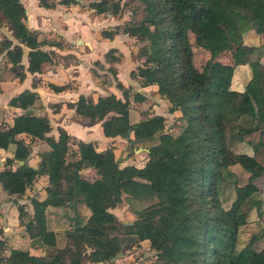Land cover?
Wrapping results in <instances>:
<instances>
[{
	"label": "trees",
	"instance_id": "1",
	"mask_svg": "<svg viewBox=\"0 0 264 264\" xmlns=\"http://www.w3.org/2000/svg\"><path fill=\"white\" fill-rule=\"evenodd\" d=\"M91 6L96 12L126 15L118 29L136 40V55L142 59L130 76L141 86L155 84L156 92L169 103L168 111L176 112L177 130H164L159 114L129 122L128 88L118 81L122 99L93 102L78 95L67 105L80 118L99 121L103 136L125 138L129 130L126 141L147 142V158L141 166L118 165L111 146L96 150L92 142L75 140L61 127L56 138L48 135L50 126L43 115L21 111L10 124H1L0 148L13 144V150L2 160L0 188L20 197L39 175L46 182L44 197L29 199L30 212L24 211L23 203L16 204L17 225L38 240L39 252L9 247L5 255L0 240V264L109 261L141 240H147L161 264H264V228L241 247L235 244L241 206L256 191L254 181L264 172V64L245 56L255 47L233 46L227 35L242 22L264 33V0H98ZM0 22L7 24L16 40L12 45L7 38L0 40L9 63L1 68L0 80L17 76L21 44L29 47L26 70L38 72L40 64L50 60V52L37 47L23 23L18 0H0ZM188 31L201 49L210 50L211 38L217 35L233 46L250 67L242 91L229 88V64L208 58L198 70L194 68ZM49 87L59 91L66 85ZM130 97L142 98L139 92ZM35 99V92L23 89L14 101L24 110ZM32 139L43 140L48 147L34 167L27 163ZM236 142H244L250 153L235 152ZM69 144L74 145L71 158ZM235 164L246 175L241 184L228 169ZM83 169L90 173L83 175ZM224 181L232 185L226 207L219 188ZM122 194L153 201L133 211L131 223H123L109 210V203L119 202ZM78 203L88 209L82 221L77 219L61 236L46 227V206ZM259 236L263 242L255 249ZM59 237L62 243L57 246Z\"/></svg>",
	"mask_w": 264,
	"mask_h": 264
},
{
	"label": "crops",
	"instance_id": "2",
	"mask_svg": "<svg viewBox=\"0 0 264 264\" xmlns=\"http://www.w3.org/2000/svg\"><path fill=\"white\" fill-rule=\"evenodd\" d=\"M97 1L18 0L23 23L27 30L35 36L37 47L50 52V60L42 62L38 72L29 73L26 70V53L29 47L20 45L22 53L19 64L15 68L17 76L8 81L0 80V125L10 124L12 117L21 111L43 115L49 122L48 135L56 138L57 127H61L75 140L92 142L96 150L111 146L115 160L119 162V165L132 163L137 166L133 163V159L136 160L140 153L146 154L145 150L139 149L140 152L136 153L134 151L136 149L132 148L133 151L128 152L125 138L117 135L113 137L103 136L99 121L91 122L87 118H80L75 115L73 108L67 105V102H72L78 95L87 97L93 102L122 99L121 90L115 83L118 81L124 88H128L127 112L129 122H136L146 116L159 114L164 118V130L172 133L177 130L174 123L176 112L168 111L169 103L156 92L155 84L141 86L136 79L130 76L131 70L140 65L142 59L136 55V40L118 29L119 23L126 18V15L123 14L118 17V15L110 14L108 11L96 12L91 5ZM227 35L232 45L239 43L256 47V50L262 54L257 61L264 64V33H256L249 23L242 22L235 29L230 30ZM3 38L11 40V45L16 43L7 24L0 22V40ZM211 44L210 50L216 53L214 58L221 63L232 66L229 88L242 91L250 77L249 64L243 62L240 54L235 53L233 55L230 50H227L229 47L222 35L212 37ZM4 52L5 48L0 49V70L2 67L9 66L5 60ZM255 59L250 58V60ZM49 84L66 85V87L54 91L49 87ZM23 89L35 92L36 99L31 106L21 110L15 105L14 98ZM133 92H139L142 98L132 99L130 95ZM19 137L24 138L25 141L29 140L23 135H19ZM47 149L48 147L43 140H30V153L27 163L34 167L39 156ZM232 149L235 152L250 153L249 146L244 142H236ZM12 150L13 144H9L5 149L0 148V169L3 158L5 156L11 157ZM234 166L236 164L232 165V167ZM259 177H257L258 181L262 178L261 182H263L264 187V172ZM45 182L44 175H39L36 181L32 182L31 187L35 188V190L31 189L33 197L37 199L44 197ZM26 195L25 193L22 194V199L8 195L0 188V239L3 236H8L7 246L29 248L31 252L38 253L37 246L39 244L35 245L32 243L34 242L33 239L29 238L23 231L18 232L17 230L21 228L17 225L16 204L24 203V208L28 212L27 208L31 196L24 198ZM78 208L77 204L74 207L71 205L62 207L48 205L44 211L45 219L47 221L49 212L56 222L60 218L61 220L64 219V216L61 217V213H68L70 214L68 216L73 215L80 218L75 211ZM69 209H71V213ZM48 228L56 231L60 227L49 226ZM65 228L67 227L65 226ZM142 244H146V248H149L147 240H141L124 248L120 256L112 261L113 264H143L133 259L136 256L143 258L145 255V251L140 252ZM32 246H36V248ZM4 254H8V249L4 250ZM129 257L130 260H128ZM88 264H110V261Z\"/></svg>",
	"mask_w": 264,
	"mask_h": 264
},
{
	"label": "rangeland",
	"instance_id": "3",
	"mask_svg": "<svg viewBox=\"0 0 264 264\" xmlns=\"http://www.w3.org/2000/svg\"><path fill=\"white\" fill-rule=\"evenodd\" d=\"M187 34H188L189 47H190L191 53H192V64H193L194 68L198 70L201 67V65L204 63L205 60H207L208 58H214L216 53H213L211 50L201 49L200 47L195 45V43L193 41L192 34L189 31L187 32ZM233 46L229 47L227 50H230L231 54L234 55L235 52L233 50ZM261 55H262L261 52H258L256 50V47L253 50L248 51L247 54H245V56H247L249 59L250 58H256L255 60H258ZM231 62H232V60H231ZM137 144H139L140 147H146L147 142H142V143L132 142L129 145H126L127 146L126 149L129 150L128 152H132L133 151L132 148L136 149ZM73 149H74L73 145L69 144L68 155H67L69 158L73 157V155H74ZM134 151L136 153L140 152L139 150H134ZM145 151L147 152L148 148ZM145 158H147V155L144 153H140L139 157L136 160L133 159V163L137 164V166H138L141 163H143ZM116 162L119 165V162L118 161H116ZM126 162H129V161L126 160ZM125 164H128V163H125ZM229 167L230 168H228V169H230L233 172L232 177L233 178L235 177L237 184H241L246 180V175H245L243 169H241L238 165H236L234 167H232V166H229ZM81 173L83 175L87 176L90 172L88 171V169H83V170H81ZM258 178H260V177H258ZM258 178L255 179L256 191L253 192V195L250 196L244 202V204L241 206V209L239 212V226H238V230H237L236 236H235L236 247H241L253 234H255L257 236L260 235L262 233L261 230L264 228V187H263V182H261L262 178L259 181H258ZM36 179L34 181H36ZM31 185H29L26 188V190L22 193V194H24V193L27 194L26 197H24V198H29L30 196L33 197V193L31 192V189L35 190V188L33 189L31 187ZM231 186L232 185H230L229 182L226 183V181H224L222 184H219V188L221 189L220 199H221V202H222L221 204L223 207H226L229 204L230 198L232 197ZM28 194H32V195H28ZM20 198L23 199V196L21 195ZM152 201H153V199H132L130 196L122 194L119 202H112L111 201L109 203V210L111 212H113V214L115 215L117 220L122 221L123 223H126L127 221L129 223H131L132 218L134 217L133 211L144 207L145 205L149 204ZM77 206L79 208L77 210L75 209V211H76V213L79 214L80 218L74 217L73 215L68 216V215H70L68 213L67 214H64V213L60 214L59 213L61 215V217L64 216V219L62 218V220H61V218H60L59 221L56 222L55 218H53L52 214L49 212V214H47L48 215L47 221L45 219L46 227L47 228L49 226L60 227L58 230H56V232H59V236H61L62 234L60 232H62L65 229V226L69 227L72 224H76L77 219L78 220L80 219L82 221L84 219L82 217L87 216L86 214H88V209L85 207V205L78 203ZM57 207H61V206H57ZM27 209H28V212H30V209H31L30 204L28 205ZM69 210L71 213V209H69ZM24 211H26L25 208H24ZM61 211H62V209H61ZM19 228H21V229H17L18 232L22 231V227H19ZM7 237L8 236H6V237L3 236L2 239H0L3 242V247H5V249H7V247H9V246H7L8 245V240H7L8 238ZM31 239H33L34 242H32V243H35V245L39 244V242L36 238H31ZM58 239H59V241H58L57 246L61 245V243H62V239L60 237ZM262 242H263L262 237L259 236L258 240L253 244V247L255 249H259L260 246L262 245ZM141 247L142 248H141L140 252L145 251V255L143 256V258H138V256H136V257H133V259H135L136 261L138 260V262L143 263V264H161L160 261L155 256L154 250L146 248L147 247L146 244H142ZM120 254L115 256V258L120 256ZM138 254H140V253H138ZM128 260H130V257ZM112 261H110V262L113 264Z\"/></svg>",
	"mask_w": 264,
	"mask_h": 264
},
{
	"label": "water",
	"instance_id": "4",
	"mask_svg": "<svg viewBox=\"0 0 264 264\" xmlns=\"http://www.w3.org/2000/svg\"><path fill=\"white\" fill-rule=\"evenodd\" d=\"M264 125L262 124V127H263ZM128 135H129V130H127V132H126V134H125V139H127L128 138ZM133 142V140H130L129 142L127 141V143H126V145H129L130 143H132ZM139 149H143V150H147V148H136V150H139ZM118 254H120V252H118L115 256H117ZM115 256H113V257H111L110 258V260L109 261H112L114 258H115Z\"/></svg>",
	"mask_w": 264,
	"mask_h": 264
}]
</instances>
